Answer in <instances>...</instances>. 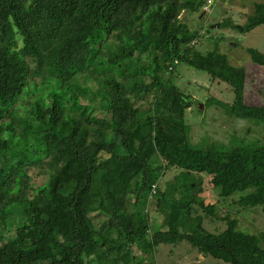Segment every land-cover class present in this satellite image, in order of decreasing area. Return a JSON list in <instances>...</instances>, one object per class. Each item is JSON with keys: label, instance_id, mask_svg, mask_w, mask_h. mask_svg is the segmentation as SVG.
<instances>
[{"label": "trees", "instance_id": "1", "mask_svg": "<svg viewBox=\"0 0 264 264\" xmlns=\"http://www.w3.org/2000/svg\"><path fill=\"white\" fill-rule=\"evenodd\" d=\"M211 1L0 0V264H159L183 242L264 264V143H195L194 98L172 77L203 71L228 86V115L264 123L245 98L255 79L198 51L180 18ZM256 9L244 29L264 24Z\"/></svg>", "mask_w": 264, "mask_h": 264}, {"label": "rangeland", "instance_id": "2", "mask_svg": "<svg viewBox=\"0 0 264 264\" xmlns=\"http://www.w3.org/2000/svg\"><path fill=\"white\" fill-rule=\"evenodd\" d=\"M257 4L264 0H213L204 10L182 13L184 21L191 31H198L199 44L197 50L202 54L218 51L227 55L233 65L244 67L247 82L255 79L246 91V100L250 104L259 105L264 102V24L246 30L249 19L257 14ZM264 14V11H263ZM240 28H243L242 30ZM261 62V64H260ZM177 85L194 98L195 105L187 113V123L193 127V141L199 145L209 142L231 147L230 140L237 136L248 140L257 139L264 143V123L238 120L228 115L222 104L232 101L228 86L225 83H212L207 73L189 67L185 63L176 66L172 75ZM225 87L227 89H225ZM211 99V104L207 100ZM251 128L248 136L245 130ZM202 175L201 177H204ZM205 189L204 199L209 203L217 201V191ZM220 210L225 211L224 208ZM224 214H221L223 216ZM243 216H246L242 219ZM252 222L259 231L264 232V216L261 211L254 214ZM249 216L242 214L239 224L245 225L242 231L254 232L244 222ZM216 222L205 227L216 228ZM220 224V223H219ZM223 224V223H222ZM221 228L220 226L218 227ZM156 261L159 264H225L208 256L200 255L192 250L187 242L177 246H161L156 250Z\"/></svg>", "mask_w": 264, "mask_h": 264}, {"label": "water", "instance_id": "3", "mask_svg": "<svg viewBox=\"0 0 264 264\" xmlns=\"http://www.w3.org/2000/svg\"><path fill=\"white\" fill-rule=\"evenodd\" d=\"M241 30L243 29V28H240Z\"/></svg>", "mask_w": 264, "mask_h": 264}]
</instances>
